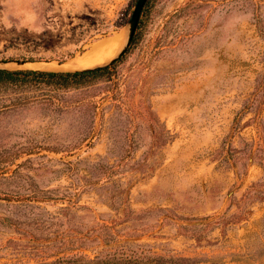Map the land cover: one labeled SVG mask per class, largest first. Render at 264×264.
Listing matches in <instances>:
<instances>
[{"label":"rangeland","instance_id":"rangeland-1","mask_svg":"<svg viewBox=\"0 0 264 264\" xmlns=\"http://www.w3.org/2000/svg\"><path fill=\"white\" fill-rule=\"evenodd\" d=\"M135 2L0 0V67L70 71L125 43ZM138 22L104 76L0 84V264L125 242L264 264V0H147Z\"/></svg>","mask_w":264,"mask_h":264},{"label":"trees","instance_id":"trees-1","mask_svg":"<svg viewBox=\"0 0 264 264\" xmlns=\"http://www.w3.org/2000/svg\"><path fill=\"white\" fill-rule=\"evenodd\" d=\"M139 23V22H138ZM135 33L129 43V45L134 40ZM122 57V55H121ZM115 62L110 66L99 68L96 70L87 71H43V70H9L0 69V84H23L27 82L43 83L48 86H52L58 89L76 87L81 84L93 80L95 78L106 75L109 72L110 67H112ZM263 186V184L256 183L248 189L246 194H244L242 201L238 204L241 206L246 200H249L251 196L257 194L258 187ZM245 211L240 210L237 219L244 217ZM235 216V215H234ZM220 217L223 221L233 220L235 217ZM106 228V227H105ZM104 230V227L102 228ZM101 241L105 244L116 242L114 236L104 237ZM76 243L77 247L85 246L82 240L76 239L73 243ZM63 250L57 252H64L69 248H62ZM113 249V250H112ZM55 252V253H57ZM56 255V254H55ZM49 257V256H47ZM39 264H217L208 258H192L185 256H173V255H161L153 252L149 246L144 244H129L125 242L124 244H119L116 247H111V249H106L100 255L96 256L94 259H85L82 256H61L57 257L52 261L41 262ZM262 264V263H259Z\"/></svg>","mask_w":264,"mask_h":264},{"label":"bare ground","instance_id":"bare-ground-1","mask_svg":"<svg viewBox=\"0 0 264 264\" xmlns=\"http://www.w3.org/2000/svg\"><path fill=\"white\" fill-rule=\"evenodd\" d=\"M123 44L124 41L120 46V40L117 36L98 40L93 42L80 56L70 59L67 63L62 64V66L70 70H78L103 65L119 52ZM51 65L54 66L52 63L36 64L38 68H47Z\"/></svg>","mask_w":264,"mask_h":264},{"label":"water","instance_id":"water-1","mask_svg":"<svg viewBox=\"0 0 264 264\" xmlns=\"http://www.w3.org/2000/svg\"><path fill=\"white\" fill-rule=\"evenodd\" d=\"M147 0H136L134 8L132 10V13L130 15V18L128 20V33H127V37L125 40L124 45L122 46V48L119 50V52L112 57L108 62H106L103 65H99V66H95V67H91V68H85V69H78V70H70V71H87V70H96L99 68H104V67H108L110 66L113 62H115V60H117L126 50V47H128L138 24L139 18H140V14L141 11L143 9V6L145 4ZM5 62H0V64H4ZM17 63H23V62H17ZM0 69H4L1 68Z\"/></svg>","mask_w":264,"mask_h":264}]
</instances>
